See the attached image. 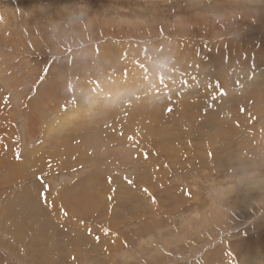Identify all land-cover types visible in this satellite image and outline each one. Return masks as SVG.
I'll return each mask as SVG.
<instances>
[{
  "label": "rangeland",
  "instance_id": "rangeland-1",
  "mask_svg": "<svg viewBox=\"0 0 264 264\" xmlns=\"http://www.w3.org/2000/svg\"><path fill=\"white\" fill-rule=\"evenodd\" d=\"M0 264H264V0H0Z\"/></svg>",
  "mask_w": 264,
  "mask_h": 264
},
{
  "label": "snow or ice",
  "instance_id": "snow-or-ice-1",
  "mask_svg": "<svg viewBox=\"0 0 264 264\" xmlns=\"http://www.w3.org/2000/svg\"><path fill=\"white\" fill-rule=\"evenodd\" d=\"M169 111H171V109H168ZM129 183H131V181H129Z\"/></svg>",
  "mask_w": 264,
  "mask_h": 264
},
{
  "label": "bare ground",
  "instance_id": "bare-ground-1",
  "mask_svg": "<svg viewBox=\"0 0 264 264\" xmlns=\"http://www.w3.org/2000/svg\"><path fill=\"white\" fill-rule=\"evenodd\" d=\"M81 199V198H80Z\"/></svg>",
  "mask_w": 264,
  "mask_h": 264
}]
</instances>
